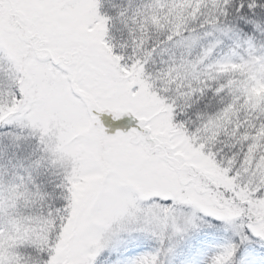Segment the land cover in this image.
<instances>
[{
    "label": "snow or ice",
    "instance_id": "obj_1",
    "mask_svg": "<svg viewBox=\"0 0 264 264\" xmlns=\"http://www.w3.org/2000/svg\"><path fill=\"white\" fill-rule=\"evenodd\" d=\"M0 264H264V0H0Z\"/></svg>",
    "mask_w": 264,
    "mask_h": 264
}]
</instances>
